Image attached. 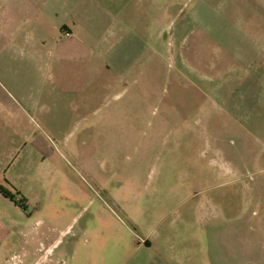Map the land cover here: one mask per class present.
<instances>
[{
	"label": "rangeland",
	"instance_id": "obj_1",
	"mask_svg": "<svg viewBox=\"0 0 264 264\" xmlns=\"http://www.w3.org/2000/svg\"><path fill=\"white\" fill-rule=\"evenodd\" d=\"M192 1L95 2L97 29L111 14L123 20L127 70L114 84L116 70L98 55L89 67L74 61L63 73L73 81L63 86L70 102L36 96L41 54L11 52L1 39L0 186L15 195L20 173L30 177L27 191H60L57 223L93 227L110 240L104 254L118 251L123 223L146 235L150 247L124 264L151 256L164 264H264V102L247 131L212 107L209 87L180 64L173 52L198 42L185 37ZM41 137L50 146L38 150L32 142ZM15 213L0 194L4 245Z\"/></svg>",
	"mask_w": 264,
	"mask_h": 264
},
{
	"label": "crops",
	"instance_id": "obj_2",
	"mask_svg": "<svg viewBox=\"0 0 264 264\" xmlns=\"http://www.w3.org/2000/svg\"><path fill=\"white\" fill-rule=\"evenodd\" d=\"M97 1L6 0L1 5L3 19L8 22L7 29L0 27L2 44L21 55L41 54L35 67L45 70L36 78V96L45 102L73 101L63 87H70L73 81L65 79L63 73L74 61L89 67L98 55L104 68L116 70L112 83L124 78L127 65L123 20L111 14L109 23L97 29L100 20L93 11ZM184 27L185 37L198 42L193 48L173 52L179 54L180 64L197 73L202 85L209 87L212 107L227 109L234 124L246 123L242 128L252 131L253 118L261 114L256 108L264 102V0H193ZM28 76L23 84L29 82ZM32 143L38 150L50 146L44 137ZM16 175L22 180L12 185L15 199H20L24 207L32 202L34 205L25 213L7 199L16 217L10 218L6 226L12 240L4 245L0 239V264H124L130 252L150 247L146 235L140 238L123 223L124 237L116 240L118 251L113 256L104 254L110 240L99 236L93 227L87 224L72 230L69 224L57 223L61 216L57 206L60 191H27L24 185L31 181L29 175ZM48 178H40L38 187L46 186ZM136 263L134 260L131 264ZM146 264L164 263L151 256Z\"/></svg>",
	"mask_w": 264,
	"mask_h": 264
},
{
	"label": "trees",
	"instance_id": "obj_3",
	"mask_svg": "<svg viewBox=\"0 0 264 264\" xmlns=\"http://www.w3.org/2000/svg\"><path fill=\"white\" fill-rule=\"evenodd\" d=\"M0 194L6 197L8 200H10L14 204H18L22 209L25 210V207L20 199H15L14 194L9 192L8 190L2 188L0 186Z\"/></svg>",
	"mask_w": 264,
	"mask_h": 264
}]
</instances>
